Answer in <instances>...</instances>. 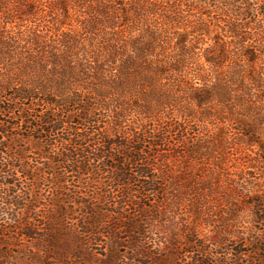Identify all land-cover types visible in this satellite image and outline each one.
I'll use <instances>...</instances> for the list:
<instances>
[{
    "label": "trees",
    "instance_id": "16d2710c",
    "mask_svg": "<svg viewBox=\"0 0 264 264\" xmlns=\"http://www.w3.org/2000/svg\"><path fill=\"white\" fill-rule=\"evenodd\" d=\"M233 150L237 171L224 167ZM256 163L264 0H0V246L70 217L91 237L108 216L130 221L129 201L154 213L180 181L209 189L219 169L235 184ZM177 165L199 174L168 176ZM68 183L110 188L72 197ZM49 195L53 224L36 211ZM250 206L264 224V200Z\"/></svg>",
    "mask_w": 264,
    "mask_h": 264
},
{
    "label": "rangeland",
    "instance_id": "374dc122",
    "mask_svg": "<svg viewBox=\"0 0 264 264\" xmlns=\"http://www.w3.org/2000/svg\"><path fill=\"white\" fill-rule=\"evenodd\" d=\"M27 145L35 151L33 145ZM224 153V162H227L224 167L237 171L242 163L237 158L238 150ZM186 168L174 166L167 170L168 176L180 172L187 176L199 174L192 167ZM218 171H213L212 177L217 179L219 174L222 180L208 183L209 189H185L180 181L176 192L167 191L163 205H154V213L138 215L134 213L138 209L135 203L129 201L126 217H130V221L108 216L91 237L84 235L80 228L77 230V221L71 217L68 223H63L68 225L62 230H56L55 234L48 231L42 240L27 241L16 233L7 235L3 238L7 244L0 246L3 251L0 264H264V224L260 222L259 213L250 206L254 201L264 200V171L260 166L256 171L251 170L250 175L234 172L235 184H224L227 173ZM109 188L93 183L84 190L79 184L68 183L64 189L65 193L71 189L72 197L81 192L98 198ZM50 198L51 195L39 197L40 204L36 208L38 219L46 224H53L48 212L54 204ZM67 201L70 199L63 197V203ZM130 223H134L135 228L127 230L125 225ZM139 226L143 227L142 232ZM131 230L133 232L128 234ZM18 239H21L20 244ZM49 239L55 243L49 244ZM142 243L148 255L136 250ZM166 243L173 248L172 252ZM45 249L49 251L44 252Z\"/></svg>",
    "mask_w": 264,
    "mask_h": 264
}]
</instances>
